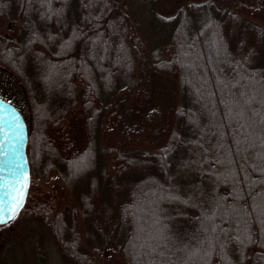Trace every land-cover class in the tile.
I'll return each instance as SVG.
<instances>
[{"label":"trees","instance_id":"1","mask_svg":"<svg viewBox=\"0 0 264 264\" xmlns=\"http://www.w3.org/2000/svg\"><path fill=\"white\" fill-rule=\"evenodd\" d=\"M0 97L30 169L0 227L51 228L68 264H264V0H0Z\"/></svg>","mask_w":264,"mask_h":264},{"label":"rangeland","instance_id":"2","mask_svg":"<svg viewBox=\"0 0 264 264\" xmlns=\"http://www.w3.org/2000/svg\"><path fill=\"white\" fill-rule=\"evenodd\" d=\"M260 16L262 19L261 14ZM103 129L104 142L109 144L121 142L126 147L153 145L150 140V130L148 129L144 130L143 132L133 134L128 132H118L110 125L104 126ZM40 184H42L41 187L44 188L52 196V199L57 206L62 204L63 201H66L64 189L55 177L49 179L46 182H40ZM154 213L151 210L149 212V217L146 214L145 216H143V219L147 220L150 218L151 221L154 220L153 227L154 230H156V228H158L159 223L156 222V214ZM157 215L160 214L158 213ZM19 230L23 236L20 234ZM11 232L17 233L16 239L19 238V241L16 242L14 240L15 242H12V246L9 248V251L5 255H3L5 245L8 241H12L6 237V235ZM38 233L44 235L43 241L45 243L49 255V262L45 264H68V262L62 257L60 253V248L56 242V237L55 235H53L51 228L43 227L38 222L34 221L27 222L22 226L17 223H14L4 228L0 227V264H43L36 259L35 254L31 249V246H29L28 244L29 238L34 235H37ZM162 240L166 242L165 238H162ZM139 243H142V238H140L137 242L139 246L138 248L141 249ZM153 249H156V247L153 246ZM106 253L107 254H102L96 264H118L117 262H120L116 254L110 252Z\"/></svg>","mask_w":264,"mask_h":264},{"label":"water","instance_id":"3","mask_svg":"<svg viewBox=\"0 0 264 264\" xmlns=\"http://www.w3.org/2000/svg\"><path fill=\"white\" fill-rule=\"evenodd\" d=\"M27 124L20 110L0 97V216L4 224L22 208L30 184ZM23 186V187H21ZM22 193L16 207L17 193Z\"/></svg>","mask_w":264,"mask_h":264},{"label":"snow or ice","instance_id":"4","mask_svg":"<svg viewBox=\"0 0 264 264\" xmlns=\"http://www.w3.org/2000/svg\"><path fill=\"white\" fill-rule=\"evenodd\" d=\"M23 187V186H21ZM22 199V193H17V200H16V207L18 208L20 206V200ZM0 222H5L4 218L0 216Z\"/></svg>","mask_w":264,"mask_h":264}]
</instances>
